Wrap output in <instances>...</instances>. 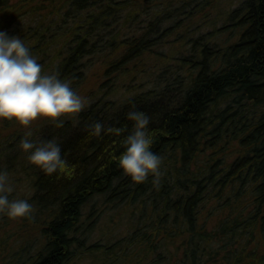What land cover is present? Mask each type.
<instances>
[{
    "label": "trees",
    "instance_id": "obj_1",
    "mask_svg": "<svg viewBox=\"0 0 264 264\" xmlns=\"http://www.w3.org/2000/svg\"><path fill=\"white\" fill-rule=\"evenodd\" d=\"M224 1L0 0V30L20 35L43 71L79 93L93 67L117 81L63 126H31L33 139L58 140L67 171L32 164L28 129L0 121L10 198L34 205L0 224L40 229L4 264H264V0ZM136 80L148 87L109 98ZM130 109L151 117L159 184L119 167ZM95 121L124 131L95 135Z\"/></svg>",
    "mask_w": 264,
    "mask_h": 264
},
{
    "label": "clouds",
    "instance_id": "obj_2",
    "mask_svg": "<svg viewBox=\"0 0 264 264\" xmlns=\"http://www.w3.org/2000/svg\"><path fill=\"white\" fill-rule=\"evenodd\" d=\"M90 103V98L80 94L70 80L62 79L58 71H43V65L20 35L0 30V121H15L28 129L20 147L32 164L49 175L69 170L58 140L33 139L31 126L40 120L63 126L66 119L77 117ZM127 116L133 127L124 138L125 151L118 157L119 167L136 183L151 176L153 183L159 184L163 157L153 151L151 117L139 109H130ZM90 128L95 135L124 131L116 126L106 128L102 121H95ZM14 191L8 171L0 170V213L12 219L31 217L33 203L25 198H10Z\"/></svg>",
    "mask_w": 264,
    "mask_h": 264
},
{
    "label": "rangeland",
    "instance_id": "obj_3",
    "mask_svg": "<svg viewBox=\"0 0 264 264\" xmlns=\"http://www.w3.org/2000/svg\"><path fill=\"white\" fill-rule=\"evenodd\" d=\"M213 1H216V0H211V2H213ZM217 1L219 2V0H217ZM215 3H217V2H215ZM219 3H220L221 8H222V6L227 5L224 0H221ZM234 5H236V2L234 3ZM204 11H209V7L204 8ZM203 15H204V13H200L196 17V19H199L198 22L202 19ZM177 19H178V17L175 18L171 24H174L177 21ZM179 19L183 20L184 18L179 17ZM177 24H180V22H178ZM171 39H173V38H171ZM173 40H176V38L174 37ZM147 83H148V80L146 82H142V80H136L135 82H131V83H130V81H128L126 83L120 82L119 87L121 88V91L118 92V95L114 94V95H111L109 98H111L113 100H118L121 93L126 94L129 88L140 89V88H142L140 86L147 88L148 87ZM115 84H117L116 79L113 82V79L111 77H107L105 75L104 69L93 67L89 72L88 80H87L86 84L84 85V87L81 89L80 94L89 97V96L93 95V93H97L99 91V89L101 88V90H102L101 95L103 93V96H104L105 93L107 91L109 92ZM134 92H136V90ZM134 92H132V93H134ZM132 93H129L126 95H130ZM40 121H38V122H40ZM16 126H18V125H16ZM33 225L29 222L24 221V220L10 221V223L6 224V225L0 224V264H4V262H6V260H8L9 255H11V253H12L11 251L18 249L19 247H22V245L24 243H25V247L27 246V248H28L29 246L27 243L32 239L38 238V235H40V229L37 230L35 228L36 227L35 225H34V229L29 228V226H33ZM9 252H11V253H9ZM30 253L32 254L34 252L30 251Z\"/></svg>",
    "mask_w": 264,
    "mask_h": 264
}]
</instances>
